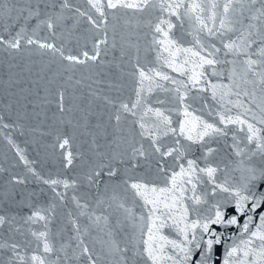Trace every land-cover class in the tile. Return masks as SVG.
<instances>
[{"label":"water","instance_id":"95a60500","mask_svg":"<svg viewBox=\"0 0 264 264\" xmlns=\"http://www.w3.org/2000/svg\"><path fill=\"white\" fill-rule=\"evenodd\" d=\"M141 3L0 0V264H264V5Z\"/></svg>","mask_w":264,"mask_h":264},{"label":"snow or ice","instance_id":"6c2138e0","mask_svg":"<svg viewBox=\"0 0 264 264\" xmlns=\"http://www.w3.org/2000/svg\"><path fill=\"white\" fill-rule=\"evenodd\" d=\"M250 3L252 4H255L257 2V0H249ZM260 3L262 5H264V0H260ZM109 7H116L117 5L116 4H113V3H110L108 5ZM122 7H134V8H139V9H143L144 7H148V0H144V3H141V4H122L120 5ZM262 15H264V13H261ZM49 27H51V25H49ZM157 32H160L161 29L159 27H157L156 29ZM49 47H51L49 45ZM262 52H264V49H262ZM70 60H72L73 58L69 57ZM207 63L211 64L212 61L211 60H208L206 61ZM141 77H144V72H141L140 73ZM127 107V106H125ZM242 123V121H241ZM204 132L200 135V139H203V135H208L210 132H217L218 133V129H214L212 127V125H205L204 126ZM252 137H249V139H251ZM65 143H67V141H65ZM155 151H160L159 148H156ZM169 155L171 153H168ZM140 155H145V153L141 152ZM70 162V161H69ZM214 172V169L212 168H208L207 169V174L211 177L212 174ZM111 175H115L114 172H110ZM257 181L259 183H257ZM127 183V182H126ZM250 183H251V186L252 188L255 189V192H251L249 191V196H254V197H260V198H264V174H262L261 176H253L251 179H250ZM141 187L147 189V190H150V191H159V189H156V188H151L149 189L148 188V185L147 184H139L137 182H133L129 185V189L132 191L133 195H139L140 194V189ZM247 185H245V188L247 189ZM225 191H227V189H224ZM237 198L239 199L240 203L237 207L233 208V207H229L227 209L226 212H217L215 214V220L212 221V223H224L225 221L228 223V224H236V216L238 214H243L245 209H244V206H243V202L245 200L248 199V197H245L243 196L241 193H237L236 194ZM253 203H256V204H259L260 201L257 200V199H253ZM231 216L232 219H228V217ZM40 219H44V217H40ZM3 220L2 218H0V223H2ZM204 229L205 231H208V226L207 225H204ZM209 236L212 237V238H209L206 240V243L204 244V247L202 248V251L204 253V256H203V264H208V261L211 259V255L212 253L214 252L216 256H220L221 255V251L218 247V245L220 244V241L218 239H215V234L213 233H209ZM261 240H264V235H261L259 237ZM50 249L48 248L47 245H45V251H49ZM145 251L147 252L148 254V258L149 259H152L153 260V264H155V257L152 255V252L151 250L149 249H145ZM235 251V250H234ZM197 259L194 260L193 264H200V261H199V256H200V253H197ZM228 255H232V253H229ZM35 259V257L33 258ZM216 264H220L219 261L216 262ZM225 264H227V261L225 262Z\"/></svg>","mask_w":264,"mask_h":264}]
</instances>
